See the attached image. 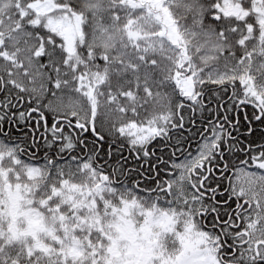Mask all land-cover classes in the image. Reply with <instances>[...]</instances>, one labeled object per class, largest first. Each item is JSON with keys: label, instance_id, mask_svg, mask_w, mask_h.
I'll list each match as a JSON object with an SVG mask.
<instances>
[{"label": "snow or ice", "instance_id": "obj_1", "mask_svg": "<svg viewBox=\"0 0 264 264\" xmlns=\"http://www.w3.org/2000/svg\"><path fill=\"white\" fill-rule=\"evenodd\" d=\"M0 264H264V0H0Z\"/></svg>", "mask_w": 264, "mask_h": 264}]
</instances>
